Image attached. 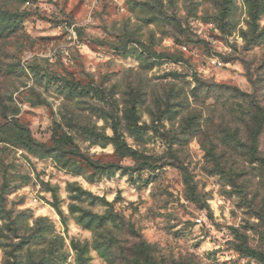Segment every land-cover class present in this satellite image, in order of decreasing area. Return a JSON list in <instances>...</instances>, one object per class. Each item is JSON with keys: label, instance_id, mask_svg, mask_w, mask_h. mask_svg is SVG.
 <instances>
[{"label": "rangeland", "instance_id": "374dc122", "mask_svg": "<svg viewBox=\"0 0 264 264\" xmlns=\"http://www.w3.org/2000/svg\"><path fill=\"white\" fill-rule=\"evenodd\" d=\"M236 233L264 255V0H0V264H264Z\"/></svg>", "mask_w": 264, "mask_h": 264}, {"label": "trees", "instance_id": "16d2710c", "mask_svg": "<svg viewBox=\"0 0 264 264\" xmlns=\"http://www.w3.org/2000/svg\"><path fill=\"white\" fill-rule=\"evenodd\" d=\"M86 133L91 135V137L93 139L101 138L104 140L113 141L114 145H115V152L119 157L130 156L134 160H136V161L138 160L140 165H150V163L147 159L141 160V158H142L141 154L137 150L133 149L130 145H128L124 139H122L120 137H116V136H104V135L96 134L93 132L92 129H89V128H86ZM25 139H26V145H28V147L31 149L32 148L31 145L33 144V140L29 136L25 137ZM77 154L80 155V157L85 161V164L87 166H90V167L102 168V169L103 168L104 169H112L113 168V169H119L122 172H126V171H128V169H130V166H121V165L114 164V163L101 165L98 162H96L90 158H86L84 156H81L79 150H77ZM248 154L250 155L251 159L258 160V158L256 156V152L254 150L249 149ZM76 191H77V193L72 196L74 200H79L81 198V196H83V195H89L92 197V199L97 200V201H99V202H101L107 206H110V202H108L105 197L94 196L90 192L83 190L80 187H77ZM69 207H70V210L72 212H76V211L80 212L79 220L87 228H91V227L102 228V227H105L106 224L112 223L115 226H120V225L124 226L126 228V230L129 229L130 231L134 232V229L130 225L125 224L124 221L122 220V218L119 217L118 214H116L114 212L108 211L104 214L99 215V214L92 213V212L87 211V210H83L81 207H79L75 204H70ZM236 237L239 240V242L235 245V249L237 251H239L244 256H250V257L256 258V259L264 262V255L261 252H259L256 249L248 246L246 239L244 237L239 238L240 236L238 233H236ZM17 247H18V245H17ZM135 248H136V250H135L136 251L135 252V259H136L135 264H157V262L154 259L152 246L150 244H148L144 241H141L135 245ZM74 249H76L78 251L77 255H76L77 264H87V257L85 256V249L84 248H78L75 244H74Z\"/></svg>", "mask_w": 264, "mask_h": 264}, {"label": "built area", "instance_id": "2783aa9c", "mask_svg": "<svg viewBox=\"0 0 264 264\" xmlns=\"http://www.w3.org/2000/svg\"><path fill=\"white\" fill-rule=\"evenodd\" d=\"M26 3H29L28 1Z\"/></svg>", "mask_w": 264, "mask_h": 264}]
</instances>
